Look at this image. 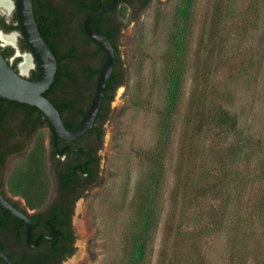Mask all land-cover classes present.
<instances>
[{"label": "rangeland", "instance_id": "obj_1", "mask_svg": "<svg viewBox=\"0 0 264 264\" xmlns=\"http://www.w3.org/2000/svg\"><path fill=\"white\" fill-rule=\"evenodd\" d=\"M184 6V0H152L138 20L130 18V9L125 15L124 6L113 17L123 25L117 40L121 83L101 121L99 179L76 204L75 250L63 264H128L138 211L156 190L161 215L146 264H167V241L178 234L179 221L170 215L168 199L179 157L218 168L217 181L224 182L202 206L211 223L202 232L206 258L212 264H226L228 258L232 264H264V0H194L188 15ZM76 40L80 54H87L72 66L98 67L102 55H90L94 47L85 46L82 37ZM177 42L182 43L180 55ZM14 54L10 62L20 65L22 58ZM177 61L183 68L181 102L167 138V88ZM34 70L24 75L29 78ZM203 97L231 108L239 132L195 134ZM51 134L42 128L37 139L48 146ZM168 142L173 146L167 175ZM16 162L3 179L13 200L19 196L8 187ZM183 205L179 202L178 208Z\"/></svg>", "mask_w": 264, "mask_h": 264}, {"label": "trees", "instance_id": "obj_2", "mask_svg": "<svg viewBox=\"0 0 264 264\" xmlns=\"http://www.w3.org/2000/svg\"><path fill=\"white\" fill-rule=\"evenodd\" d=\"M145 1L148 3L150 0ZM111 2L112 0H61V3H58L55 0H41L39 3V0H34L35 17L39 30L58 60L55 80L45 92V96L59 109L68 129L75 128L86 114L95 93L100 69L106 60L104 50L85 33L84 21L90 13L102 6L109 5ZM130 4L134 7L131 0L129 2L128 0H118V4L114 9L98 15L90 24L92 29L105 34L111 40L117 56V68L115 66L109 79L104 101L95 125L93 129L85 134L84 138L92 137L96 140H103L104 130L101 121L105 118L106 105L112 99L111 93L121 83L120 78L122 75L118 70L121 58L117 40L121 35L123 25L122 23L117 24L113 17L120 13L119 8L121 6L125 7L124 13L126 15V10L132 9ZM193 4L194 0H184L183 14L188 15ZM141 13L142 9H140V14L135 10L129 16L131 19L138 20ZM112 21L114 22L111 25ZM102 22L105 25L101 24ZM1 26L6 32L20 31L16 12L11 22L6 24L3 20ZM80 37L83 38L85 46L94 47L90 55L94 57L102 55L98 67L95 68L87 63H82L79 70H77L72 66V61L82 60L84 55L87 54V52L84 55L80 54V47L76 40ZM20 47L23 51H29L23 38L20 40ZM177 47L180 55L182 43L177 42ZM0 49L7 60L14 52L11 47L5 49L0 47ZM16 64L13 65L15 70H17ZM174 69L167 88V138H169L172 131L170 127L172 119L176 115L181 102L180 87L183 68L180 61L175 62ZM36 73V70H34L29 79L35 78ZM109 91L111 92L110 95H108ZM201 101L202 104L198 105V112L195 115V120L198 122V132H195V134L199 135L200 138H204L209 136L213 130L217 131L218 134L226 135L239 132L238 118L235 112L225 103L217 98H212V101L209 102L206 97L201 98ZM45 127L51 130L48 118L38 108L0 98L1 133L5 136L16 137L20 131H28L27 138L31 140L29 153L20 157L21 159L18 158V162L14 164L11 170L8 189L25 201V205L21 202L13 203V205L19 209V206H22L21 210L31 217L33 223L32 243L35 242L38 236L35 234L38 228L37 225L45 217V215L41 216L37 212L45 206L52 190H54L55 182L52 173L58 169L57 176L61 187L65 190L82 182H85L88 186L96 180V168L100 164V159L95 155L96 153H93L94 149L91 147H88L90 151L84 150L73 154V160L68 159L61 162L57 158L56 152L52 154V158H49L45 140L37 139L38 132ZM172 146L173 143H167V175L168 159ZM50 163H53V167ZM57 163L59 164L57 165ZM175 170L177 175L175 178L176 185L168 201L170 203L169 213L173 220L179 221V225L176 229L178 234L174 237L175 239L167 241V264H212L203 254L204 243H202V240L204 236L202 232L204 230L209 231L211 223L204 219L202 206L204 202H207L206 199L209 200L218 187L224 184L223 181H217L218 171L220 172V170L205 166L197 159H190L186 162L183 157L177 159ZM221 176L224 178V173ZM158 183L159 179H157V186ZM0 191L12 203V198L8 196L5 190L3 179L0 180ZM159 195L161 197L158 190L153 192L152 195L150 194L138 211L139 222L132 234L131 241H129L131 255L128 258V264H146L147 262L152 235L157 230L158 219L161 215ZM179 202L184 204L181 209L178 208ZM28 209L35 210L36 213L30 215ZM63 212L56 208L46 214V221L53 225L54 234L57 236L51 241L52 255H58L61 258L66 255L70 257L75 250V248L70 250L66 243L63 244V239L67 241L72 239L71 232H65L62 227L65 224V216L62 217V215L66 213ZM12 220L21 223L18 228L12 225ZM0 234L6 237L0 240V250L9 254L8 256L12 261L14 260L19 264H47V257L40 254L30 255V252H37L48 240L41 239L40 246L31 251L26 242V224L7 212L1 205ZM167 236L169 238L172 236L170 228ZM25 247H27V253L22 256L21 253L17 254V249ZM163 254L165 255L164 251ZM0 260L3 261L2 258ZM226 261V264H232L229 258Z\"/></svg>", "mask_w": 264, "mask_h": 264}, {"label": "water", "instance_id": "obj_3", "mask_svg": "<svg viewBox=\"0 0 264 264\" xmlns=\"http://www.w3.org/2000/svg\"><path fill=\"white\" fill-rule=\"evenodd\" d=\"M118 4V0H112L107 6L90 13L84 21L85 33L97 43L106 53V60L102 65L96 82L95 93L86 114L80 123L73 129H68L59 109L55 104L45 96V92L51 87L55 80L58 67V60L49 44L45 41L38 27L35 17L34 0H16L15 12L20 26V31L5 32L3 34L19 33V36L25 40L29 51L22 52L19 48L18 41L15 45H11L16 50V56L24 60V54L28 53L32 56L36 76L29 79L21 72L15 70L11 63L5 58L0 49V98L8 101H16L28 104L38 108L48 118L51 132L55 141L58 138L66 141H74L83 137L91 129H93L98 114L101 110L105 91L116 66V52L111 40L103 33L92 29L90 24L98 15L114 9ZM5 12L4 10H2ZM1 43L3 42L0 37ZM1 47V46H0ZM23 62V61H22ZM21 62V63H22ZM20 63V65H21ZM19 65V67H20ZM0 205L9 213L19 218L26 224V239L30 247L38 245L41 237L35 243L31 242L32 220L28 214L21 209L15 207L0 191ZM0 258L8 264H14L9 257L0 250Z\"/></svg>", "mask_w": 264, "mask_h": 264}, {"label": "flooded vegetation", "instance_id": "obj_4", "mask_svg": "<svg viewBox=\"0 0 264 264\" xmlns=\"http://www.w3.org/2000/svg\"><path fill=\"white\" fill-rule=\"evenodd\" d=\"M151 1L152 0H150L148 3H146L145 0H134L131 2L138 3L139 10H140V9H143L144 7L148 6L151 3ZM11 2L15 5L16 0H11ZM40 2H41V0H39V3ZM128 2H129V0H128ZM131 6H132V9H130V13L135 12V10L137 11V8L135 7V5H134V7H133V5H131ZM139 10H138V12H139ZM6 11L8 12V10H6ZM12 13H13V15H12ZM14 13H15V7H14V10H12V12H10L9 15L6 12H3L2 10H0V17H2L1 18L2 20H0V21L2 22L4 20L5 23L8 24L9 22H11L10 20L12 19V18L10 19L9 17H13ZM113 22L114 21H112L111 25L113 24ZM101 24L105 25L104 22H102ZM3 30L5 31V29H3ZM18 45H19V48L22 52H26V51H23L21 49L20 41L18 42ZM0 46L2 47L1 43H0ZM11 48H13V47H11ZM13 49H14L15 54H16L15 48H13ZM13 54L11 56H13ZM11 56L8 57L9 62H10ZM15 57H17V56H15ZM22 60H23V58H22ZM14 64L15 63H11L12 66ZM116 68H117V65H116ZM16 69H17V71L20 72V67L18 64H16ZM110 93L111 92L109 91L108 95H110ZM27 136H28V131H20L18 136H16V137H11L10 135L5 136V134H2L0 131V180L4 179L8 169L11 167V165L14 163L15 160H17L18 158H20L24 155H27L29 153V151L31 149V140L28 139ZM84 136H83V138L81 137L82 139L79 138V140L77 139L74 141H66V140H62L60 138H58L57 141H55L54 138L53 137L51 138V135H50L48 146H46L47 150H48L49 158H52V154L54 152H56L57 158H59L61 162L67 161L68 159L73 160V154H75L76 152L84 151V150L90 151L89 150L90 148H88V147H91L92 149H94L93 153H96L95 155L101 160L99 152H100V147H102L103 140L102 141L96 140L92 137L84 138ZM50 164H51V167H53V163H50ZM58 164L59 163H57V165ZM96 172H97V178H96V180H94L90 183L91 185L89 184L87 186V184H85V182L84 183L82 182V183H79L78 185H74L70 189H66V190L61 187L59 178L57 176L58 175V169H56V171H54L52 173V176H53L54 182H55L54 190H52V192L49 196V199L46 202L45 206L37 212V214H39L41 216L45 215V217L42 218L40 223H38V225H37L38 228L35 231V234L38 236H37L35 242L37 241V239L39 237H41V238L39 240L38 245H36L35 247H30L28 242H27V239H26L27 245L29 246L31 251L37 249L40 246L41 239H46V240H48V242L45 243L43 246H41L37 252L36 251L30 252V255L40 254L44 257H47V259H48L47 264H63V262L69 258L67 255L64 258H61V256H58V255H54V256L52 255L51 241L54 240L55 238H57V236H56V234H54L53 225H50L49 222L46 221V219H47L46 214H48L51 210L56 209V208L66 212L65 214H63L64 212L62 213L63 214L62 217L65 216L64 217L65 218V224H63L62 227L64 228L65 232H71L72 239L69 241H67L66 239H63V244L66 243L70 250L74 249L75 244H76V239H77L76 228H75L74 220H73V217L75 214L76 204L83 197L84 193H86L87 191H89L91 188H93L96 185V183L99 179L100 164L96 168ZM18 198L19 199H14V200L12 199V203H18V202H20V199H23L22 197H18ZM19 207H20V209L22 208V206H19ZM27 211L30 215H33L34 213H36L35 210L28 209ZM20 224L21 223H16L14 220H12V225L14 227L18 228ZM32 225H33V223H32ZM32 230H33V228H32ZM31 236H32V232H31ZM5 238L6 237L4 235L0 234V240L5 239ZM17 251H18L17 254L21 253V256H22L23 254L27 253V247L17 249ZM6 255L8 256L9 254H6ZM12 262L14 264H19L14 260ZM6 263H7L6 261L0 260V264H6Z\"/></svg>", "mask_w": 264, "mask_h": 264}, {"label": "bare ground", "instance_id": "obj_5", "mask_svg": "<svg viewBox=\"0 0 264 264\" xmlns=\"http://www.w3.org/2000/svg\"><path fill=\"white\" fill-rule=\"evenodd\" d=\"M15 5L11 2V0H0V10H4L8 15L12 10H14ZM8 10V12L6 11ZM0 37L2 38L3 42L8 43L10 45H15L17 38L19 37V33L13 32L11 34H3L0 31ZM24 60L20 65V69L22 74H26L29 72L31 68L34 67V62L32 56L28 53H25Z\"/></svg>", "mask_w": 264, "mask_h": 264}]
</instances>
